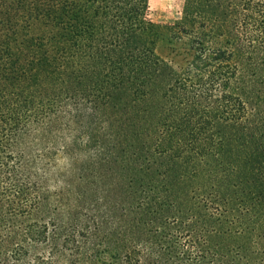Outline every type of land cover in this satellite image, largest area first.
<instances>
[{
    "label": "trees",
    "instance_id": "16d2710c",
    "mask_svg": "<svg viewBox=\"0 0 264 264\" xmlns=\"http://www.w3.org/2000/svg\"><path fill=\"white\" fill-rule=\"evenodd\" d=\"M0 264H264V0H0Z\"/></svg>",
    "mask_w": 264,
    "mask_h": 264
},
{
    "label": "rangeland",
    "instance_id": "374dc122",
    "mask_svg": "<svg viewBox=\"0 0 264 264\" xmlns=\"http://www.w3.org/2000/svg\"><path fill=\"white\" fill-rule=\"evenodd\" d=\"M150 17L155 23H174L181 16L183 0H148Z\"/></svg>",
    "mask_w": 264,
    "mask_h": 264
}]
</instances>
